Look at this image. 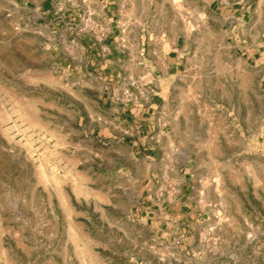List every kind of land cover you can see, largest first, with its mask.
Returning a JSON list of instances; mask_svg holds the SVG:
<instances>
[{
  "label": "rangeland",
  "instance_id": "1",
  "mask_svg": "<svg viewBox=\"0 0 264 264\" xmlns=\"http://www.w3.org/2000/svg\"><path fill=\"white\" fill-rule=\"evenodd\" d=\"M42 2L0 0V264H264V0H221L250 13L238 50L221 6L204 26L193 0H111L149 42L157 20L192 30L172 115L160 136L139 127L144 143L132 121L97 134L114 122L96 93L129 98V75L65 72L70 42L99 33L98 0ZM188 173L171 200L164 178Z\"/></svg>",
  "mask_w": 264,
  "mask_h": 264
},
{
  "label": "crops",
  "instance_id": "2",
  "mask_svg": "<svg viewBox=\"0 0 264 264\" xmlns=\"http://www.w3.org/2000/svg\"><path fill=\"white\" fill-rule=\"evenodd\" d=\"M193 2L194 13L198 12L202 17L204 26L208 24V18L212 17L213 9L221 6L225 21L229 25L235 24L233 31L225 34L224 42L235 43L237 50L242 48L238 34L242 35L248 25L247 19L250 13L247 9L224 5L221 0H198L197 2L193 0ZM97 4V13H94L96 16L92 19L96 21L99 33L80 34L74 38L73 42H70V49L66 50L62 58L66 66L65 72L67 77L75 72L78 78H84L89 84L92 72L98 69L100 75H106L107 72L112 71L129 75V81L122 83L124 86L134 87L131 88L129 98H124L125 93L121 86H117L114 90H109L105 86L96 93L99 115L104 120L114 122L112 126L106 124L99 128L97 134L107 137V140L117 139L121 128L132 121L137 124L132 126L136 130L135 140L144 143L149 138L148 133L154 130L160 136L161 131L157 129L154 120H166L170 114L167 109L169 102L172 101L175 92L180 89V78L184 69V56H186L184 41L192 31L190 22L180 17L168 29L165 24L157 20L154 35L151 34L148 38L153 41L149 42L142 21L140 20L137 24L131 14L129 19L121 18V10L117 2L105 0L102 3L98 0ZM112 4H116V7H112ZM196 4L199 7H196ZM46 6L47 0H43L42 10ZM84 18L85 13L83 17H79L78 21L84 24ZM170 32L175 34V42L168 46L165 36ZM253 54L254 52L251 55ZM104 79L107 77L104 76ZM88 83L83 82L82 85L90 87ZM92 93H95V90H92ZM139 127L150 128L143 140L139 138ZM134 148H139L135 142ZM164 181L171 183L169 197L177 201L186 189H190L193 180L188 173L187 178L185 175L175 180H169L166 177Z\"/></svg>",
  "mask_w": 264,
  "mask_h": 264
}]
</instances>
